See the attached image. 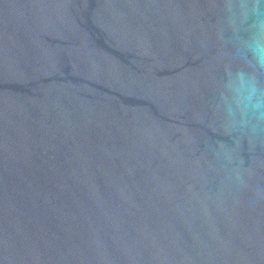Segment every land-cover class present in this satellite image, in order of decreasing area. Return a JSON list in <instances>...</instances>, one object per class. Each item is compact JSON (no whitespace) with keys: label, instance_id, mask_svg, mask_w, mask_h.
Segmentation results:
<instances>
[{"label":"water","instance_id":"95a60500","mask_svg":"<svg viewBox=\"0 0 264 264\" xmlns=\"http://www.w3.org/2000/svg\"><path fill=\"white\" fill-rule=\"evenodd\" d=\"M261 0H0V264H264ZM231 105V108L229 107Z\"/></svg>","mask_w":264,"mask_h":264},{"label":"clouds","instance_id":"9594fccd","mask_svg":"<svg viewBox=\"0 0 264 264\" xmlns=\"http://www.w3.org/2000/svg\"><path fill=\"white\" fill-rule=\"evenodd\" d=\"M264 3V0H261ZM261 35L247 45L255 66L264 68V26ZM232 99L242 113H250L257 121H264V88H261L251 73L237 72L227 84ZM231 108V105H229Z\"/></svg>","mask_w":264,"mask_h":264}]
</instances>
